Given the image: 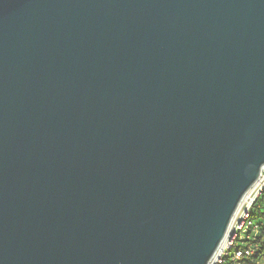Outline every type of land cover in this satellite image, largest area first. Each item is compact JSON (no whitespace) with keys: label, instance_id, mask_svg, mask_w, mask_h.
Masks as SVG:
<instances>
[{"label":"water","instance_id":"1","mask_svg":"<svg viewBox=\"0 0 264 264\" xmlns=\"http://www.w3.org/2000/svg\"><path fill=\"white\" fill-rule=\"evenodd\" d=\"M264 172V0H0V264H209Z\"/></svg>","mask_w":264,"mask_h":264},{"label":"built area","instance_id":"2","mask_svg":"<svg viewBox=\"0 0 264 264\" xmlns=\"http://www.w3.org/2000/svg\"><path fill=\"white\" fill-rule=\"evenodd\" d=\"M264 190V172L261 174V177L258 183L245 195L241 201L231 223L228 228V232L221 242L219 248L214 254L213 258L210 260L209 264H221L224 259L230 254L229 251L234 247L235 243L238 240L247 238L244 236L247 228L250 225L249 222V211L252 207V204L259 197V195ZM253 252L249 248L245 249H236L232 254V260L238 261L241 259H248V264H254L251 256Z\"/></svg>","mask_w":264,"mask_h":264},{"label":"trees","instance_id":"3","mask_svg":"<svg viewBox=\"0 0 264 264\" xmlns=\"http://www.w3.org/2000/svg\"><path fill=\"white\" fill-rule=\"evenodd\" d=\"M249 222L250 225L244 234L247 238L238 240L221 264H248V259L232 260V254L237 248L251 249L253 252L251 259L254 264H264V190L252 204L249 211Z\"/></svg>","mask_w":264,"mask_h":264}]
</instances>
